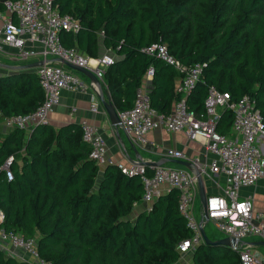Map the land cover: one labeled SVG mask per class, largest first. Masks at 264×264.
Returning <instances> with one entry per match:
<instances>
[{"label":"trees","instance_id":"1","mask_svg":"<svg viewBox=\"0 0 264 264\" xmlns=\"http://www.w3.org/2000/svg\"><path fill=\"white\" fill-rule=\"evenodd\" d=\"M56 5L80 24L75 35L60 33L63 47L91 58L99 56L100 45L113 53L103 80L116 111L132 107L149 69L152 108L168 115L182 97L174 91V69L143 52L158 43L184 66H204L185 98L189 110L202 114L207 90L214 87L233 102L249 96L264 123V0H56ZM42 100L34 73L0 77L3 117L29 114ZM232 118L223 110L217 132L230 135ZM10 157L14 177L6 181L2 167ZM142 195L139 176L122 174L116 165L101 170L89 159L77 124L0 133V228L34 238L39 256L50 264H184L177 244L190 234L177 209V190L160 195L131 221ZM0 264L29 263L0 250ZM191 264H239V258L226 246L201 244Z\"/></svg>","mask_w":264,"mask_h":264},{"label":"built area","instance_id":"2","mask_svg":"<svg viewBox=\"0 0 264 264\" xmlns=\"http://www.w3.org/2000/svg\"><path fill=\"white\" fill-rule=\"evenodd\" d=\"M79 29L78 20L59 13L56 0L2 2L0 50L3 47L11 48L21 60L38 56L41 65L35 72L43 92V100L33 112L10 117L0 114V120L6 129L26 130L31 126L48 125V115L59 105L63 91L87 92V86L77 75L65 69V63L85 69L93 73L97 80H103L104 72L114 62L111 53L91 58L76 48H65L61 44V32L75 35ZM143 52L158 58L180 74L176 93L182 97L175 103L173 111L166 115L152 108L148 92L138 87L132 107L118 112L120 125L134 144L139 146L146 143L148 133L158 128L172 133L183 132L190 141L202 142L212 159L206 167H200L195 162L199 174L222 175L226 178L222 195L206 198L208 222H212L226 238L235 241L232 250L238 255L239 264H261L251 251L240 245L243 240L255 237L264 242V210H255L251 198L241 199L238 195L241 189L252 187L259 181L264 182V123L256 102L247 95L233 102L227 92L209 87L203 113L197 115L188 109L185 98L201 78L204 66H184L169 53L164 44H152ZM147 74L152 76V69ZM94 87L97 89L96 85ZM99 108L97 103L90 106L93 113H98ZM221 109L232 112L233 137L216 130ZM80 132L82 141L89 147V159L97 166L116 165L122 174L140 177L143 202L151 204L160 196L163 186L177 190V209L190 234L177 244L181 255L194 251L203 244L199 219L193 213L198 194L193 171L153 166L152 172L147 174V167L138 161L132 162L128 167L114 164L107 157L105 139L96 126L82 121ZM164 156L172 160H186L182 152L174 149H167ZM11 161L12 157L8 158L2 167L6 181H11L14 177L10 168ZM3 218L0 211V223ZM0 242L2 251L8 257L18 258L29 264H50L39 256L34 238H24L0 228Z\"/></svg>","mask_w":264,"mask_h":264},{"label":"crops","instance_id":"3","mask_svg":"<svg viewBox=\"0 0 264 264\" xmlns=\"http://www.w3.org/2000/svg\"><path fill=\"white\" fill-rule=\"evenodd\" d=\"M12 19L14 20V22L17 21L15 17H13ZM101 35L102 34L100 33L99 36L101 37ZM100 41L101 38L99 39V43ZM108 52L113 54L111 51L106 50L100 45L99 56ZM39 62L40 58L38 56L28 58L26 60H21L17 57V53L15 50L8 47H3L2 50H0V77L21 72H31L34 73L36 76L35 71L37 67L34 69H29L27 66ZM65 69L77 75L81 79V81H83V83L87 86L88 89L86 93H75L70 91L62 92L59 105L56 106L54 110L48 115V125L53 128V130H58L61 127H64L69 124H77L80 128V123L82 121H86L87 123L96 126L101 132L107 146V157H109L114 164H122L128 167L132 162L135 161H138L140 163H149L150 165L146 167L150 169V173L152 172L151 167L155 166L154 164H159L157 166H164L172 169H185L191 172L196 171L199 173V170L197 169L198 166L195 164V162H197L200 167H206L211 161L212 155H210V153L206 151L204 144L200 141H190L183 132L172 133L162 128H158L147 134L146 143L144 145H135L131 138L125 133L121 125L115 127L111 124L109 117L100 102L99 89L98 87H96L97 89H95L94 87V85L96 84L90 78L83 74L73 71L67 67H65ZM174 71V91L176 93V88L180 82V74L176 70ZM151 80L152 76H148V74L146 73L139 87L145 89L149 93L152 88ZM99 82L101 85V91L103 93L104 99H109L111 101L104 80ZM176 102H173V104L171 105L170 113L173 111ZM92 103H97L100 107L98 113L91 112L90 106ZM221 112H223V109L219 111V114ZM34 127L35 126H31L26 129V133L29 134ZM9 131L10 130L6 129V127L3 125L2 120H0L1 135L3 136ZM226 136L233 137V131L230 135ZM167 149H174L182 152L186 157V160L167 159L164 156V153ZM105 167L106 166L100 168L102 170ZM101 178L102 172L100 171L99 176L97 178V183L100 182ZM201 178L203 181V187L206 197L222 195L223 190L226 186V178L224 176L207 174L201 175ZM168 190L169 189L166 188V186H163L161 188L160 195L165 194ZM238 195L241 199L247 197L251 198L253 200L255 210H264L263 181H259L256 185L252 187L241 189ZM197 198L198 194L196 199ZM154 201L149 204L143 202L141 199L140 203L134 205L131 214L128 216V219L133 221L139 213L147 212L151 208ZM201 215L202 206L197 219H200ZM207 223L208 222L203 224V229L208 239H210L211 241H216L225 238L224 236L210 237L206 231ZM240 246L242 248H247L260 260L261 264H264V242H262L259 238L255 237L245 239L242 241ZM1 247L2 244L0 242V250H2ZM19 253L21 254L22 252ZM192 254L193 251L181 255L183 259L188 260L186 262H183L184 264H191ZM15 259L18 260V258Z\"/></svg>","mask_w":264,"mask_h":264},{"label":"water","instance_id":"4","mask_svg":"<svg viewBox=\"0 0 264 264\" xmlns=\"http://www.w3.org/2000/svg\"><path fill=\"white\" fill-rule=\"evenodd\" d=\"M40 65H41V62L32 64V65L27 66V67L29 69H34V68H36V67H38ZM65 66L67 68L73 70V71H76V72H78L80 74H83V75L87 76L88 78H90L96 84V86L99 89L100 102H101L102 107L105 110L106 114L108 115L111 124L113 126H115V127L120 126V121H119L116 109L114 108V106L112 105V103H111V101L109 99H107V100L104 99L103 93L101 91L100 82H99V80H97L95 78L93 73H91V72H89V71H87L85 69L70 65V64H66L65 63ZM142 164L144 166H149L150 165L149 163H142ZM154 165L157 166L159 164H154ZM194 175L196 177L199 201H200V204L202 206V215H201V217L199 219V225H200V232H201V235H202V238H203V244L204 245H215V246L216 245H222V246H226L228 248H232L233 245L235 244V241L230 239V238H226L225 237V238H222V239H219V240H216V241H211L206 236V234L204 232V229H203V224L208 222L207 210H206V198L207 197L205 195V191H204L203 181H202L201 175L198 172H196V171H194Z\"/></svg>","mask_w":264,"mask_h":264},{"label":"rangeland","instance_id":"5","mask_svg":"<svg viewBox=\"0 0 264 264\" xmlns=\"http://www.w3.org/2000/svg\"><path fill=\"white\" fill-rule=\"evenodd\" d=\"M200 209H201V204L199 201V197L195 200L194 206H193V213L196 218H198L200 214ZM206 231L209 234L210 237L215 236V237H221L224 236L221 232H219L216 227L213 225L212 222H208L206 226ZM213 234V235H212ZM225 237V236H224ZM188 260H185L182 258V262H186ZM188 263V262H187ZM190 264V263H188Z\"/></svg>","mask_w":264,"mask_h":264}]
</instances>
